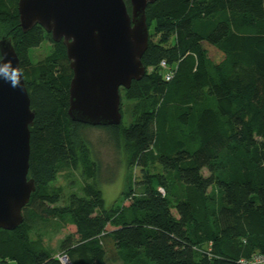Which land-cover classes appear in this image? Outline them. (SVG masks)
<instances>
[{
    "label": "trees",
    "instance_id": "1",
    "mask_svg": "<svg viewBox=\"0 0 264 264\" xmlns=\"http://www.w3.org/2000/svg\"><path fill=\"white\" fill-rule=\"evenodd\" d=\"M168 1L146 8L145 76L120 89V124L97 127L141 175L137 194L107 210L84 135L92 127L67 113L64 45L38 25L23 33L18 0H0V39L13 45L35 113L28 170L35 192L21 225L0 229V264H59L31 240L54 221L72 230L59 243L71 264H240L264 253V0H176L157 12ZM152 25L165 43L173 37L169 47L151 43ZM45 38L52 54L32 63L28 52ZM161 61L174 69L168 81ZM154 163L163 174L147 173ZM66 167L91 181L57 207L52 184Z\"/></svg>",
    "mask_w": 264,
    "mask_h": 264
},
{
    "label": "water",
    "instance_id": "2",
    "mask_svg": "<svg viewBox=\"0 0 264 264\" xmlns=\"http://www.w3.org/2000/svg\"><path fill=\"white\" fill-rule=\"evenodd\" d=\"M161 0H18L19 27L40 26L54 43L62 42L72 71L68 116L90 127L118 126L120 89L145 76L141 59L148 46L145 11ZM0 53L19 65L8 38ZM35 113L22 78L11 88L0 80V229L13 231L35 192L28 178L30 128Z\"/></svg>",
    "mask_w": 264,
    "mask_h": 264
},
{
    "label": "rangeland",
    "instance_id": "3",
    "mask_svg": "<svg viewBox=\"0 0 264 264\" xmlns=\"http://www.w3.org/2000/svg\"><path fill=\"white\" fill-rule=\"evenodd\" d=\"M176 0H170L161 4L157 10L167 9L173 6ZM151 33V43L169 47L173 37L167 40V36L161 32H156L152 25L149 29ZM53 52L52 43L45 38L43 43L36 49L28 52L29 59L32 63L44 60ZM211 59L219 58L220 54L213 49L208 52ZM151 70L148 69L147 72ZM85 138L90 145V151L93 160L99 165L95 181L102 193L104 205L107 210H118L123 200L128 196V192L137 194V183L141 178L140 170L136 167H128L126 154L123 149L116 144L110 137V134L105 129L97 127L88 128L84 131ZM147 173L150 175L163 174L162 169L156 164L149 166ZM207 175L206 171H203ZM89 176L82 175L80 169L72 170L69 168L61 169L52 184V187L58 189L61 193V200L57 207H65L69 205V199L72 195L81 196V188L86 182H90ZM71 228H64L61 223L52 222L44 228H40L37 232L31 235V240L35 246L44 248L51 252L54 259H61L64 254L59 248V243L70 232ZM7 264H16L14 261H8ZM135 264H146L137 262Z\"/></svg>",
    "mask_w": 264,
    "mask_h": 264
},
{
    "label": "clouds",
    "instance_id": "4",
    "mask_svg": "<svg viewBox=\"0 0 264 264\" xmlns=\"http://www.w3.org/2000/svg\"><path fill=\"white\" fill-rule=\"evenodd\" d=\"M23 69L13 65L12 60L5 59V54L0 53V80L11 88L22 86Z\"/></svg>",
    "mask_w": 264,
    "mask_h": 264
},
{
    "label": "built area",
    "instance_id": "5",
    "mask_svg": "<svg viewBox=\"0 0 264 264\" xmlns=\"http://www.w3.org/2000/svg\"><path fill=\"white\" fill-rule=\"evenodd\" d=\"M159 68L164 72V78L168 81L172 79L174 69L170 68L165 61L159 63ZM162 193V190H159ZM59 264H71L65 256L58 260ZM240 264H264V253L253 254L248 259H243Z\"/></svg>",
    "mask_w": 264,
    "mask_h": 264
}]
</instances>
